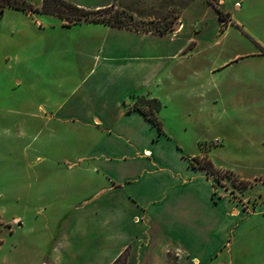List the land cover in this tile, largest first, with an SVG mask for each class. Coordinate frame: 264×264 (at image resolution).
<instances>
[{
    "label": "crops",
    "instance_id": "crops-1",
    "mask_svg": "<svg viewBox=\"0 0 264 264\" xmlns=\"http://www.w3.org/2000/svg\"><path fill=\"white\" fill-rule=\"evenodd\" d=\"M219 3L231 14L227 24L207 0H190L166 32L94 23L101 37L79 51L73 76L57 65L65 79L45 104L29 108L33 139L46 161L57 160L39 175L55 181L28 203L36 217L9 219L25 231L22 250L37 255L35 264H111L124 252L126 264H234L235 235L253 211L192 161L201 152L205 112L214 95L224 100L229 66H261L264 52H241L208 68L183 62L203 46L241 42L244 30L264 48V0ZM143 95L162 101L163 130L133 108ZM54 137L56 152L49 151ZM259 206L255 216H264V199Z\"/></svg>",
    "mask_w": 264,
    "mask_h": 264
},
{
    "label": "rangeland",
    "instance_id": "rangeland-1",
    "mask_svg": "<svg viewBox=\"0 0 264 264\" xmlns=\"http://www.w3.org/2000/svg\"><path fill=\"white\" fill-rule=\"evenodd\" d=\"M27 1L35 6L43 4V0ZM67 1L91 9L111 3L114 18L121 16L128 25L155 31L168 25L173 27L182 8L190 2ZM64 22L59 15L27 13L11 7L2 11L0 7V264H35L37 255H26L22 250L25 231L9 219L14 215L22 216L24 221L36 217L37 209L27 207L28 203L33 204L42 184L55 181L52 176L39 175L41 168H56L57 160L46 161L39 139H33V110L29 108L45 104L53 84L65 79L66 74L58 72L59 63L71 70L72 77L82 56L79 51L89 48L88 45L94 47L101 37L100 24L64 26ZM243 37L241 42L232 38L219 50L203 46L183 64L208 68L241 52L256 48L264 52L249 31L244 30ZM228 70V84L221 88L224 100L214 95L205 112L208 120L199 129L205 133L201 152L196 156L206 154L219 171L218 182L230 187L238 203L253 211L241 221L230 259L234 264H264V216H255L264 199V185L260 183L264 177V64L243 60L233 62ZM217 141L220 146L215 147ZM52 142L55 146L51 143L49 151L56 152L57 137Z\"/></svg>",
    "mask_w": 264,
    "mask_h": 264
},
{
    "label": "trees",
    "instance_id": "trees-1",
    "mask_svg": "<svg viewBox=\"0 0 264 264\" xmlns=\"http://www.w3.org/2000/svg\"><path fill=\"white\" fill-rule=\"evenodd\" d=\"M207 1L216 7L217 11L219 12L220 19L225 24L229 23V21L232 19L231 14L222 9L219 0ZM0 7L2 8V11H4V9L7 7H11L14 9L26 11L27 13L40 11L44 14L59 15V17L65 19V22L63 23L64 26H71L73 24L76 25L82 22H102L107 23V25L123 26L127 28H139L126 24V21L121 16H117L116 18H114V14L116 13L112 12V5L91 9L75 5V3L67 0H43V4L41 6H35L27 0H0ZM170 28L172 29L171 25H168L161 31H154L166 32ZM141 30L153 29L142 28ZM161 107L162 101L160 99L153 98L147 95L137 97L136 102H134L133 105L134 109H137L138 111L145 114L154 125H156L160 130H163L162 122L159 120L160 118L157 114L160 111ZM194 161H196L197 163H195ZM192 165L194 167H198L199 169H205L208 173H214L217 180L220 181L218 169L215 167V164L212 162L211 159L207 157L206 154H202V156H194ZM244 183L247 184V182L245 181ZM127 259L128 254L127 252H124L118 259H116L111 264H126Z\"/></svg>",
    "mask_w": 264,
    "mask_h": 264
},
{
    "label": "built area",
    "instance_id": "built-area-1",
    "mask_svg": "<svg viewBox=\"0 0 264 264\" xmlns=\"http://www.w3.org/2000/svg\"><path fill=\"white\" fill-rule=\"evenodd\" d=\"M214 174V173H213Z\"/></svg>",
    "mask_w": 264,
    "mask_h": 264
}]
</instances>
